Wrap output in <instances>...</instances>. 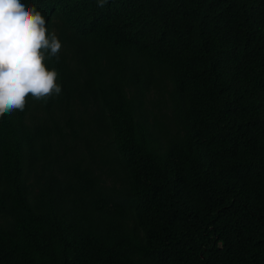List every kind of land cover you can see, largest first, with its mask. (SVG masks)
I'll list each match as a JSON object with an SVG mask.
<instances>
[{
  "label": "trees",
  "instance_id": "trees-1",
  "mask_svg": "<svg viewBox=\"0 0 264 264\" xmlns=\"http://www.w3.org/2000/svg\"><path fill=\"white\" fill-rule=\"evenodd\" d=\"M61 94L0 117V264H264V0H22Z\"/></svg>",
  "mask_w": 264,
  "mask_h": 264
},
{
  "label": "clouds",
  "instance_id": "clouds-1",
  "mask_svg": "<svg viewBox=\"0 0 264 264\" xmlns=\"http://www.w3.org/2000/svg\"><path fill=\"white\" fill-rule=\"evenodd\" d=\"M105 0H98L103 6ZM62 42L33 4L0 0V117L23 111L27 98L46 101L61 94L58 73L45 60L60 59Z\"/></svg>",
  "mask_w": 264,
  "mask_h": 264
}]
</instances>
